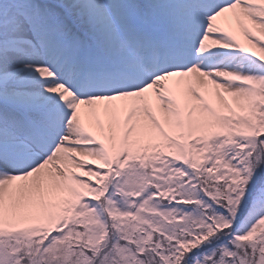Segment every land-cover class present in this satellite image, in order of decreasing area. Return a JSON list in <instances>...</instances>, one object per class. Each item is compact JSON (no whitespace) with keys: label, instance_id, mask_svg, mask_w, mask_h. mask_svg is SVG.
<instances>
[{"label":"snow or ice","instance_id":"snow-or-ice-1","mask_svg":"<svg viewBox=\"0 0 264 264\" xmlns=\"http://www.w3.org/2000/svg\"><path fill=\"white\" fill-rule=\"evenodd\" d=\"M0 264H264V0H0Z\"/></svg>","mask_w":264,"mask_h":264}]
</instances>
